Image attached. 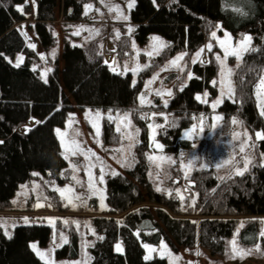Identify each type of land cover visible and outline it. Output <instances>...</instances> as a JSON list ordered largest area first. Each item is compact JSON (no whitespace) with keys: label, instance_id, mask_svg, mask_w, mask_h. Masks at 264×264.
I'll use <instances>...</instances> for the list:
<instances>
[{"label":"trees","instance_id":"1","mask_svg":"<svg viewBox=\"0 0 264 264\" xmlns=\"http://www.w3.org/2000/svg\"><path fill=\"white\" fill-rule=\"evenodd\" d=\"M55 1L35 0L34 20L30 25L40 46L38 51L29 47L28 38L19 25L30 9L29 3L0 0V141H3L0 143V209L9 207L20 182L31 179L33 170H38L46 179L62 181L67 177L68 160L62 155L55 127L63 126L73 106L116 109L131 115L139 134L133 144V163L125 172L114 171L118 174L110 173L105 179L107 207L103 214L90 217L95 235L91 231L88 264H167L164 255L153 254L151 259H144L143 243H158L161 239L172 248L175 244L192 247L199 243L210 253L224 257L230 255L228 243L233 235L241 246L258 244L263 238L259 235L262 222L256 216L264 213V163L252 162L243 176L233 175L225 180L220 177H227L229 173L218 174L210 160L208 167L195 166L187 175L172 164L171 176H179L177 183L191 180L181 201L174 189L171 196L165 191V185L172 180L170 175L163 178L161 186L157 185L152 163L147 159L150 119L142 117L152 111L165 113L167 119L160 123L163 127L156 129L155 137L171 154L189 151L192 144L183 130L199 116L210 120L214 112L223 117L217 127L230 126L235 118L253 135L257 131L264 133V116L260 114L255 91L260 78L264 77L261 71L264 69V16L256 18L250 27L251 46L259 51L244 53L239 66L238 61L233 66L231 78L235 91L231 98L225 95L221 103L211 107L218 92V85L213 86L211 82L217 81L219 66L213 50L212 53L206 50L205 61L211 62H190L183 72L170 69L166 78H171L172 95L153 96L151 105L142 106L139 95L151 69L168 57L175 58L179 51L187 55L198 51L206 39H211L213 20L179 0H135V6L128 12L133 31L126 38L113 39L116 50L111 49L113 59L133 57L130 39L140 49V54L153 35L168 46L159 49L158 55L153 53L151 58L144 52L141 58L146 61L140 63L143 70L137 75H133L130 68L127 75H119L111 70V63H105L100 37L77 41L70 30L72 19L82 13L85 4L99 0H59L62 14L69 20L61 22V52L55 51L53 56L51 49L57 42V34L51 12ZM20 7L23 12L17 10ZM124 47L128 49L127 56ZM58 53L63 59L61 68ZM19 56L23 60L17 67ZM145 65L150 66L145 68ZM42 68L47 71L46 76L42 75ZM187 71L193 74L192 79H188ZM133 81L135 86H132ZM203 89H207V103L196 99ZM29 118L36 121L23 131L18 130ZM118 135L114 124L102 119V142L111 145ZM259 146L264 149V139L255 138L254 147ZM157 187L162 190L156 191ZM55 199L52 207L63 209L56 207L59 204ZM95 200L91 199L92 204ZM145 202L154 205L151 207ZM118 213L121 215L116 216ZM191 214L200 216L191 218ZM248 214L255 217H237ZM239 221L243 222V227H238ZM5 233L0 224V264H45L30 247V241L37 240L40 246L48 244L52 225L38 220L19 222L12 233ZM68 241L63 247L55 248L56 258L79 254V233H71ZM118 242L122 251L116 250Z\"/></svg>","mask_w":264,"mask_h":264},{"label":"rangeland","instance_id":"2","mask_svg":"<svg viewBox=\"0 0 264 264\" xmlns=\"http://www.w3.org/2000/svg\"><path fill=\"white\" fill-rule=\"evenodd\" d=\"M29 5L30 9L28 12L25 13L24 17L20 20V28L22 33L28 38L29 44H35L36 49L40 51V46L36 39H34L35 34L34 31L30 25V23L34 20V6L33 0H26ZM100 1V0H99ZM182 4L185 5H191V9L195 12L203 13L207 17L213 20V29L210 32V35L213 31L217 32V36H219L221 39L224 38V32H227L231 34L233 39V44L235 45L238 43L244 36L250 35L251 36V30L250 27L254 20L256 18H260L264 16V0H179ZM130 0H105L104 4L101 2H87L85 5L91 4L93 5L92 10L89 11L88 15H85V7L82 10V13L79 14L77 17L72 19L70 30L74 33L78 27L84 26L85 28L89 29H99L100 35L93 36L91 33L87 31L81 32L79 36H74L77 41H87L91 38H98L100 37V44L102 48H104V59L111 63L113 59V52L111 49L114 48L113 39L116 37V31L119 30V37L124 36L126 38V35L128 34V28L131 27L128 20H117L115 17L117 13L115 12H109L108 8L105 7L106 4H115L119 5L121 9L124 11V15L128 16V3ZM235 8H241L244 12H246V15H243L241 13H238L234 11ZM96 9H99L100 11L97 12ZM101 13H103V16H101ZM52 20L55 27V32L57 34V42L55 43L54 48L51 49V52L58 51L61 52L62 47V27L61 22L62 20H69L67 16H64L62 14V9L59 3V0L55 1V4L52 7L51 12ZM222 26V27H217ZM129 35V34H128ZM153 37H158L153 35L150 42L145 45L141 50L142 52H150L153 51V44L157 43L153 41ZM130 36L128 37V39ZM160 41L162 39L158 37ZM133 43L135 42L130 39L129 44L131 49L133 50L134 54L131 58H123L122 60L115 59L117 61V64L119 65L120 70H123V65L125 63L128 64L130 69L136 68L137 65H140V63H144L146 60L141 58V55L139 53L137 57V50L140 51L138 47L133 48ZM212 43L213 44V53L220 54L223 57V52L217 45L216 41L212 38L206 39L204 44L198 49L204 48L205 51L201 55L200 59L206 60V45ZM157 47L158 44H157ZM125 49V56H127L126 51L128 50L126 47ZM197 50L193 51L190 55H186L183 60H181L179 63L183 65L189 64L192 59L195 57V53ZM155 53V52H154ZM181 53H185L184 51H179L176 54V57L180 55ZM20 58V56H19ZM149 60V57L147 58ZM167 59V60H166ZM165 61L161 63V65H158L151 69V72L147 79L144 81L143 86V93L147 97L148 100H150L155 95L156 90H163L164 92H167L168 90H171V78H166L169 74V70H173L172 68H168L167 70L162 71L161 69L165 68L166 65L169 64V62L172 60L169 57L166 58ZM174 59V58H173ZM63 59L61 57V53H58V64L59 68L62 66ZM218 63V62H217ZM237 63V60L235 57L230 56L227 60V65L229 68L233 69V66ZM219 70L217 75V81L220 80V65L218 63ZM111 67H117V65H113L111 63ZM187 69V67H185ZM184 68V70H186ZM178 71V69H176ZM42 75L45 76V70L44 68L41 69ZM189 72V71H187ZM159 73L158 79L150 86L151 95H149V92L145 89V82L151 79L154 75ZM232 80V78H231ZM233 83V82H232ZM259 83V82H258ZM218 85V92L212 99L211 103H215L217 100H221V94H220V86ZM207 92V89H203L197 93V96H200L202 99H204V93ZM227 96V95H226ZM70 100L73 101L72 97L69 96ZM207 98V97H206ZM92 110L91 114H88V110ZM99 110L103 116H107L109 111L112 112L113 115H115L118 110L114 109H96V108H81L77 106H73L72 110L68 113L65 122L63 126L55 127V131L59 129L62 133H68L69 136L72 135L74 131H78L80 135L76 137L80 142L82 147L87 150L91 149L96 156L100 157V159L104 162L107 167L104 169V178L106 179L107 175L114 171H123L125 172V169L127 166H123V161L125 160V157H127V164L128 166L133 163L134 159V150L133 147L131 148V151H129L128 145L130 143L134 144L135 141L138 139V135L135 136L133 141H127L123 139L122 132H124L126 129L121 126V132H119L118 138L115 139L114 142L111 143V145L104 144L101 140V134L99 137H96L95 130L92 128V123L90 122L91 117H95L96 111ZM121 115L128 112H119ZM155 113V117H153L151 114ZM219 115L217 112H214L213 115L210 117V120L205 118V116H201L203 118V127L204 131L202 133L199 132L200 128V120L201 117H197L192 124H190L187 128L183 130V134L186 132H191L193 125L197 126L196 132H193V139L191 141V148L189 151L184 152L180 151L176 154H171L166 152L163 149V144L156 139V137L153 138V132L152 129L149 128V151L148 156H157V157H168L171 158V160H174L175 163H171L170 161L166 160L164 161L160 167L156 166V163H159L157 161L156 163H152V172L153 176L156 178V182L158 186H161L164 181L163 178L167 177L168 175L171 176V173L173 170L170 169V166L173 164L175 166H178V168L182 171L183 175H187L188 172L193 169L195 166L198 165H205L208 164V161L210 160L212 162V165L214 167L215 164L219 163L220 161H225L231 159L232 162L236 165V167L243 168V157L247 155L252 162H257L258 160L264 163V149H262L260 146L257 148V150L254 147V139L257 138L254 132V135L245 127L244 125H241V123L236 119L238 122L237 124L233 125L232 122L230 126H224V127H216V130L211 131V125L216 124L218 126L217 121L214 120V117ZM149 116V124H160L165 119V113L162 111H152L148 114ZM220 116V115H219ZM72 119L71 127H69V119ZM36 121L35 118H29L27 119L22 125L18 126L17 129L20 131H23L26 127L32 125ZM132 121V119H131ZM232 121V120H231ZM100 125V133L102 128V119L99 121H95ZM115 126V124H114ZM116 128V127H115ZM135 129H137V126L135 122L132 121V127L130 129H127V131H131L135 133ZM233 131L240 132L241 137L240 140H235L232 138ZM247 132L249 136H251V140L248 141V147L245 150V153L239 152V146L241 140L244 139L243 133ZM57 133V132H56ZM58 139L61 144V137L57 134ZM185 136V135H184ZM254 136V137H253ZM67 138V137H66ZM97 139L100 140V143H97ZM156 144L162 145V149H157L155 147ZM62 147V146H61ZM123 149L124 151L118 152L114 151L115 149ZM65 149L62 147V152L64 153ZM96 156H93L91 158V163L95 164L96 167L92 169L94 176L97 178V188L103 189V195L105 196L104 191V184H100L98 182V177L100 176V165L99 162L96 160ZM198 157L196 162L193 164V167L191 169H185L184 165L187 164L188 160L190 158ZM70 161H67L68 166V172L67 177L62 181H57L55 179H46L41 177V173L38 170H33V174L36 173L38 175H34L31 179L24 180L20 182L17 193L13 196L11 199V203L9 207L1 208L0 209V224L3 226L4 230L10 234L13 230V225L19 223V222H25L24 218H29V221L31 220H38V221H44L48 223L46 219L43 218H57L55 226H52V234L51 238L45 246H40L37 242V240H31L30 244H35L37 248L42 252H52L53 249V239L55 236V243L59 245L61 243L60 239V233L63 232L65 236H67L68 240L70 238L71 233H79V254L77 256H66L61 258H56L54 256V253L50 257H46L45 259H53L55 261V264H65L70 263L74 264L75 261H81L82 264L85 260V253L90 257L89 254V246L85 247V245H90V242L92 241V238L90 236L91 233V224H90V217L94 214H103V210L107 207V203L105 199L103 201L100 200V195H92L86 191L85 188L81 187L80 185L76 184L75 181L71 179V176L75 175L78 179L87 182V169L86 165L89 163V160H87L84 156H70ZM72 164H76L79 167L78 172L72 171ZM230 171H234L231 164H226L225 166L221 167L217 170L218 174H225L229 173ZM167 174V176L165 175ZM172 177V180L169 184L165 185L166 189H180V192L184 194L185 192H188L189 190V184L191 183V180H180L182 184L177 183L178 181V175L175 174ZM181 178V177H180ZM162 181V183H161ZM176 182V183H175ZM39 185V187H37ZM71 185L75 189L76 195H82L86 203H82L81 201H74V203L77 205V207H73L71 204H69L67 207L65 204L67 201L65 199H62L60 194L57 191H54V188H60L64 189L66 186ZM26 186V187H24ZM187 189V190H185ZM51 191L55 194H52ZM57 195L58 197L55 199ZM71 193H65V196H71ZM40 197V202L43 203V207H36L37 204V197ZM44 197H47L45 200ZM90 197V198H89ZM95 198V203L92 204L91 199ZM55 199V202L59 204V206L56 207H64L63 209L54 208L52 204L53 200ZM145 204H148L149 206L153 207V203L145 202ZM51 205V207H49ZM121 215V213L116 214V216ZM198 216V214H197ZM196 215H190L191 218L197 217ZM200 216V215H199ZM198 216V217H199ZM238 219H243L244 217H255L254 215H237ZM262 221H264V213L259 214L256 216ZM61 218L67 219L69 221L68 226H65L61 222ZM73 221H79L80 222V229L79 231L76 230L75 225L72 223ZM85 224L88 225V227H85ZM241 224V221L238 223V227ZM261 229H264V223L261 224ZM237 231V230H236ZM235 231V232H236ZM235 239V236L230 238L229 242ZM259 244V250H256V244L251 247H244L238 244V248L244 249L247 251L248 249H251V252H248V254L244 255L242 258L241 256L237 255L235 258H233V252H232V245L230 243L229 253L230 255L227 257H224L219 254H213L210 253L208 248H206L204 245H201L199 243H196L192 247H186L175 244V248H172L169 246L165 240L161 239L158 243H148L144 242L143 244H148L150 247L157 249L156 252L149 253V251L145 248L144 256L146 255H153V254H159L164 255L167 259V264H264V237L258 240ZM161 242L163 244L167 245V250L162 249ZM119 243V242H118ZM117 243V244H118ZM116 244V245H117ZM120 244V243H119ZM170 253V254H169ZM199 253V255H197ZM179 258V259H177ZM89 262V261H88Z\"/></svg>","mask_w":264,"mask_h":264},{"label":"snow or ice","instance_id":"3","mask_svg":"<svg viewBox=\"0 0 264 264\" xmlns=\"http://www.w3.org/2000/svg\"><path fill=\"white\" fill-rule=\"evenodd\" d=\"M100 2L102 4H104L105 0H100ZM35 3V0H33V4ZM128 9L131 10L132 7L135 6V0H130V2L128 3ZM105 7L108 8L109 12H115L117 13L116 15V19L117 20H128L130 19L129 16L124 15V11L123 9H121V7L119 5H115V4H106ZM93 5L88 4L85 5V15H88L89 11L92 10ZM18 11L23 12V8L20 7L17 9ZM97 12H99V9H96ZM234 11L241 13L243 15H246L247 13L244 12L241 8H235ZM101 16H103V13H101ZM217 27H222V26H217ZM83 31H87L89 33H91L93 36H98L100 35V31L99 29H89V28H85L84 26H80L77 28V30L73 33V35H77L79 36L81 34V32ZM133 31V29L131 27L128 28V34L130 35L131 32ZM119 30L116 31V37L119 38ZM211 38L213 40L216 41L217 45L219 46V48L222 50L223 52V57L220 54L217 53H213L214 57H215V61L219 63L220 65V80L219 81H212V85L216 86L217 83H219L220 86V94H221V98H223L225 95L228 96V98H231L234 95V87H233V83L231 80V76L233 75V70L231 68L228 67L227 65V60L230 56H233L236 58V60L238 61V65L239 66V62L242 61L243 59V54L247 53V52H258L259 49L257 48H253L251 46L252 44V37L250 35L244 36L238 43H236L235 45L233 44V39L231 34L224 32V38L221 39L219 36H217V32L213 31L211 33ZM153 41L157 42L153 44V51L150 52H146L145 54L147 56H149L150 58L152 57L153 53L155 52V54H159V49H162L164 47H167L168 45H166L163 41H160L158 37H153ZM157 44L159 47H157ZM133 48H135V44L133 43ZM29 47L31 48H35L36 45L35 44H29ZM207 51L209 53H212L213 50V44L209 43L206 45ZM116 50L113 49V52H115ZM205 49L201 48L200 50H198L195 53V57L192 59V63L195 64L198 61L200 63H205V62H211V61H205L200 59L201 55L204 53ZM53 56H55V51H53ZM139 55V50H137V57ZM187 55V53H181L180 55H178L177 57H175L174 59H172L168 65L165 66V68L161 69L162 71L167 70L168 68H176L178 69L180 72L184 71V68L187 67V65H181L179 62L181 60L184 59V57ZM23 58L20 57L19 58V62L16 64L17 67H19V63L22 62ZM106 64H108V61H105ZM113 65H117V67H113L111 70L113 72H117V74L119 75H127L128 71H129V67L128 64L125 63L123 65V71H118L119 65L117 64V61L114 59L111 62ZM150 65H145L144 67H149ZM143 69H141V67L139 65H137L136 68L131 69L133 75H137L139 71H141ZM261 71H264V69H262ZM47 75V71L45 72V76ZM159 77V73H157L156 75H154L151 79H149L148 81L145 82V89L146 91L149 92V95H151V91H150V86L158 79ZM193 78V74L191 72L188 73V79H192ZM177 79H179V77H177ZM132 86H135V81H133ZM181 91H183V88L180 89ZM256 98L259 102L260 105V114L262 116H264V77H261L259 80V83L256 85ZM155 95L156 96H160L162 97L163 95H168L171 96L172 92L171 90H168L167 92H164L163 90H156L155 91ZM208 93L205 92L204 93V99H202L200 96H197L196 99L197 100H201L202 103H207L206 97H207ZM139 102L140 104L143 105H151V101L147 99V97L145 96V94L142 92L139 95ZM167 100L164 101V106L167 107ZM221 103V100H217L215 103H213L211 105L212 108H215L217 106V104ZM92 110H88V114H91ZM153 117H155V113L151 114ZM144 119H148L149 117L147 115H145L144 117H142ZM101 119H107L109 122L115 124L116 127V131L117 132H121V126L123 125V127L126 129L124 132H122V136L123 139L127 140V141H133L135 136L139 134V129H135V133L131 132V131H127V129H130L132 127V121H131V115L129 113H124L123 115H121L119 112H117L115 115L112 114L111 111H109V113L107 114V116H103L101 114V112L99 110L96 111L95 117H91L90 118V122L92 123V128L95 130V135L96 137L100 136V125L98 123H96L95 121H99ZM164 119L166 120L167 117L165 116ZM223 119V117L217 115L214 117V120L219 122ZM72 119L70 117L69 119V127H71L72 124ZM232 124L235 125L238 122L236 121L235 118H232ZM200 128H199V132L202 133L204 131V127H203V118L201 117L200 120ZM148 127L150 129H152L153 132V138L155 137V133H156V129L163 127V125L161 124H148ZM217 125L213 124L211 125L210 130L214 131L216 130ZM197 126L193 125L192 131L191 132H186L185 138L192 140L193 139V132H196ZM57 134L61 137V146L65 149L64 153H62V155L64 156V159L69 160L70 161V156L74 157V156H84L87 160H89V163L85 166L87 169V182L85 183L84 181L78 179L75 175L71 176V179L73 181H75L76 184L80 185L81 187L85 188L86 191L92 195H96L99 194L100 195V200L103 201L105 199V196L103 195V189L97 188V178L94 176L92 169L94 167H96L95 164L91 163V158L93 156H96V154L91 150V149H87L85 150L82 145L81 142L76 138L80 135V133L78 131H74L72 133L71 136L68 135V133H62L59 129L56 130ZM257 139H264V133L261 132H257L255 133ZM244 139L241 140L240 142V146H239V152L240 153H245L246 148L249 146L248 145V141L251 140V136L248 135L247 132L243 133ZM67 137V138H66ZM241 137V133L240 132H236L233 131L232 133V138L235 140H240ZM0 143H3V141H0ZM97 143H100V140L97 139ZM134 145L132 143H130L128 145L129 151H131V148ZM155 147L157 149H162V145L156 144ZM114 151H118V152H122L124 151L122 148L121 149H115ZM134 159V157H133ZM148 161L150 163H156L157 161H159V163H156L157 167H160V165L168 160L171 163H175L174 160H171V158L168 157H157V156H148L147 157ZM198 159V157L195 158H190L187 162V164L184 165L185 169H191L193 167V164L196 162V160ZM96 160L99 162L100 165V176L98 177V182L100 184H104L105 183V178H104V169L105 167H107V165L104 164V162L100 159V157L96 156ZM252 163L251 159L245 155L243 157V168L240 167H236V165L232 162L231 159L229 160H225V161H220L219 163L214 165V168L216 170L220 169L221 167L225 166L226 164H231L234 171L229 172L227 177H220L221 180H225V179H231L233 177V175H239V176H243L245 172L248 171L249 169V165ZM72 171L73 172H78L80 169L76 164H72ZM123 166H128L127 164V157H125V160L123 161ZM202 167H208V165H202ZM118 173L112 172V175H116ZM33 175H38L36 173H34ZM165 175L167 176V174L165 173ZM169 179L171 177H168ZM162 183V181H161ZM26 187V186H24ZM37 187H39V185H37ZM162 189L160 187L156 188V191H161ZM187 190V189H185ZM54 191H57L62 199H65L67 201V203L65 204V206L67 207L69 204H71L73 207H77V205L74 203V201H81L82 203H86L85 198L82 195H76L75 194V189L69 185L66 186V188L64 189H60V188H54ZM167 192V194L169 196L172 195V190L171 189H166L165 190ZM71 193V196L66 197L65 193ZM198 195V194H197ZM176 196L178 199H180L181 201L184 200V196L183 194L180 192V189H176ZM90 198V197H89ZM44 199L46 200L47 197H44ZM195 201H193V206H194ZM36 207H43V203L40 202V197H37V204L35 205ZM49 207H51V205H49ZM46 219L48 221V223L50 225H52L53 227L55 226L56 223V219L57 218H43ZM25 223L29 222V218L25 217L24 218ZM61 222L63 225L68 226L69 221L67 219H63L61 218ZM75 227L76 230L79 231L80 229V222L79 221H73L72 222ZM262 223H264V221H262ZM241 227H243V222H241L240 224ZM13 227H15V225H13ZM85 227H88L87 224H85ZM92 234L95 235V230L92 229ZM7 234V232L5 233ZM137 235H139V233H137ZM238 235V232H237ZM259 235L261 237H264V229H261ZM9 238H11V236L9 235ZM60 239H61V243L59 245H57L55 243V236L53 239V249L52 252H42L40 251L37 246L35 244L31 245L30 247H32V249L36 252V254L42 259L45 260V264H55V261L53 259H45L46 257H50L52 255V253H54L55 248L56 247H63L64 244L69 243L67 236L64 235L63 232L60 233ZM100 239H103V237H100ZM232 245V252H233V258H235V256L239 255L241 256V258L248 254V252H251V249H248L247 251H245L244 249L238 248L237 246V241L236 239H233L232 241L229 242ZM89 245H85V247H88ZM148 251L149 253H153L156 252L157 249L150 247L148 244H144L143 245ZM161 247L164 250H167V245L163 244V242H161ZM116 250L117 251H122V247L121 244H117L116 245ZM256 250H259V244H256ZM170 254V253H169ZM197 255H199V253H197ZM151 255H146L144 257L145 260H149L151 259ZM91 259V257H89L87 255V253H85V260L83 262V264H88V261ZM179 259V258H177ZM66 264V262H65ZM74 264H82L81 261H75ZM191 264V262H190Z\"/></svg>","mask_w":264,"mask_h":264}]
</instances>
